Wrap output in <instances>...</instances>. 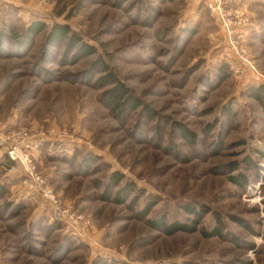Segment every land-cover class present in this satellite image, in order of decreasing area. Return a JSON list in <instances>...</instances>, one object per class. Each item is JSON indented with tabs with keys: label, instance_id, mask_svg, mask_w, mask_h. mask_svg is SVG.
Here are the masks:
<instances>
[{
	"label": "rangeland",
	"instance_id": "1",
	"mask_svg": "<svg viewBox=\"0 0 264 264\" xmlns=\"http://www.w3.org/2000/svg\"><path fill=\"white\" fill-rule=\"evenodd\" d=\"M225 9L229 28L205 0H0V264H264V0ZM184 206L207 211L194 231L149 222L191 225Z\"/></svg>",
	"mask_w": 264,
	"mask_h": 264
},
{
	"label": "trees",
	"instance_id": "2",
	"mask_svg": "<svg viewBox=\"0 0 264 264\" xmlns=\"http://www.w3.org/2000/svg\"><path fill=\"white\" fill-rule=\"evenodd\" d=\"M44 28L43 24L39 21H33L31 24L28 25V27L26 28V30L24 31V37H28L33 35L34 33H37L39 31H41ZM7 32H12L11 29H8ZM67 29L66 27H63L61 25L55 24L51 27V29L49 30V32L46 35V41L47 43H56L59 40H61L62 38H64V35L67 33ZM14 33V32H13ZM6 31H0V36L5 37L8 36L9 38H11V33H9V35H6ZM15 36V35H13ZM68 45L69 47L72 46L73 44H75L77 42L76 38L74 35H68ZM79 50L84 53V54H90L91 48L88 44L86 43H81L79 46ZM101 80H103V83H113V79L111 78V74L108 73L107 75L103 76L100 78ZM251 96H253L258 102L259 105L262 106V108L264 109V97H262L261 92H260V88L259 87H255V88H251ZM105 99H106V103L108 105H110L112 107L113 110H119V111H123L126 108L129 107H135L137 102L136 99H134V97H131L130 95H127V89L122 86L121 84H114L110 89L105 91ZM187 130L183 129V134L185 136H187L185 133ZM8 164L11 163V161L7 158L6 159ZM234 178V177H233ZM238 181L239 183L241 182L239 180L238 177ZM149 207L146 208V210ZM184 208L188 211V212H194L193 209L190 208V206H184ZM202 211L197 210L195 211L194 214V219H191V225H189L188 223L185 222H179V221H172V222H167L165 221L164 217H160L154 220H150V224L153 225L155 228L160 229L161 231L167 233V234H171L173 232L177 231H185V232H190V231H194L196 229V226L198 224V222L200 221V219L202 218V215L207 212L205 211V209H203V206H201ZM203 236H213L217 234V230L213 229L210 232H205V231H201Z\"/></svg>",
	"mask_w": 264,
	"mask_h": 264
},
{
	"label": "built area",
	"instance_id": "3",
	"mask_svg": "<svg viewBox=\"0 0 264 264\" xmlns=\"http://www.w3.org/2000/svg\"><path fill=\"white\" fill-rule=\"evenodd\" d=\"M227 1L230 0H205V3H207V6L212 10L213 12H217L220 16V18L223 21L224 26L227 28L230 27L233 22L231 21V18L227 16V10L225 9V4H227ZM236 12V11H235ZM236 18H238L237 14L235 15ZM238 23L240 22V19H238ZM236 22V23H237ZM6 156L7 158L15 163L17 167H19L22 171V175H24L26 182L28 183V186L30 188H33L40 192L43 198L53 200V196L50 193V190H48L42 183V180L38 173L34 170L33 166L30 163L29 155L22 151L19 147H17L16 144H10L6 147ZM13 165L11 169H13ZM56 210L59 211V208Z\"/></svg>",
	"mask_w": 264,
	"mask_h": 264
}]
</instances>
